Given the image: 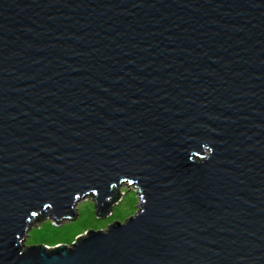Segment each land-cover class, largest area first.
Listing matches in <instances>:
<instances>
[{"label": "water", "instance_id": "water-1", "mask_svg": "<svg viewBox=\"0 0 264 264\" xmlns=\"http://www.w3.org/2000/svg\"><path fill=\"white\" fill-rule=\"evenodd\" d=\"M0 264H264V0H0Z\"/></svg>", "mask_w": 264, "mask_h": 264}, {"label": "rangeland", "instance_id": "rangeland-1", "mask_svg": "<svg viewBox=\"0 0 264 264\" xmlns=\"http://www.w3.org/2000/svg\"><path fill=\"white\" fill-rule=\"evenodd\" d=\"M138 201L137 188L130 186L122 192L117 203H113L111 213L96 217L94 195L88 194L77 201L75 209L78 214L75 219L55 224L51 218H46L39 224L40 227L32 225L28 229L23 244L28 246L43 243L51 246L73 243L80 235L90 230L105 229L114 219L123 222L124 218L134 215L138 209Z\"/></svg>", "mask_w": 264, "mask_h": 264}, {"label": "trees", "instance_id": "trees-1", "mask_svg": "<svg viewBox=\"0 0 264 264\" xmlns=\"http://www.w3.org/2000/svg\"><path fill=\"white\" fill-rule=\"evenodd\" d=\"M36 218H37V219H43L44 216H39V215H38ZM23 247H24V244H23Z\"/></svg>", "mask_w": 264, "mask_h": 264}]
</instances>
